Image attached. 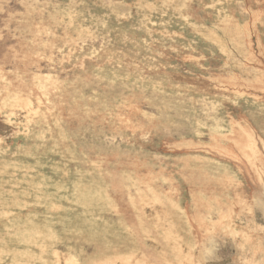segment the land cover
<instances>
[{"label":"rangeland","instance_id":"1","mask_svg":"<svg viewBox=\"0 0 264 264\" xmlns=\"http://www.w3.org/2000/svg\"><path fill=\"white\" fill-rule=\"evenodd\" d=\"M264 0H0V264L264 257Z\"/></svg>","mask_w":264,"mask_h":264},{"label":"clouds","instance_id":"2","mask_svg":"<svg viewBox=\"0 0 264 264\" xmlns=\"http://www.w3.org/2000/svg\"><path fill=\"white\" fill-rule=\"evenodd\" d=\"M261 187L264 189V185H261ZM244 209L252 213L256 209L264 210V191H261L246 202ZM221 234L226 236L220 231H207L202 234L199 246L195 252L197 264H208L210 260L216 258V253L219 248L218 237ZM237 247L241 250V254L237 258V264H264V257L252 253L248 245L241 247L238 243Z\"/></svg>","mask_w":264,"mask_h":264}]
</instances>
